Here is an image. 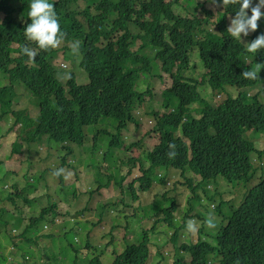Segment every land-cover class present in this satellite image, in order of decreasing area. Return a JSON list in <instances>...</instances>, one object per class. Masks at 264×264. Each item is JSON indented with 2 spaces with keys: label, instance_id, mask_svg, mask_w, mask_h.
Segmentation results:
<instances>
[{
  "label": "trees",
  "instance_id": "obj_1",
  "mask_svg": "<svg viewBox=\"0 0 264 264\" xmlns=\"http://www.w3.org/2000/svg\"><path fill=\"white\" fill-rule=\"evenodd\" d=\"M30 3L31 0H0V78L6 82L0 86V119L8 115L15 118L13 127H20L19 136L27 144L28 151L32 152L33 144L43 142L80 146L85 141L86 129L100 122H107L105 126L112 125L116 132L127 129L128 123L134 121L133 111L144 102L146 96L152 94L149 89L141 93L135 90L141 74L152 72L154 64L159 63L161 71L172 80L171 88L163 94L162 106L173 108L175 113L167 114L168 123L164 118H160L157 123L161 152H157L154 157L156 164L174 167L182 172L188 169L200 175L206 183L222 178L230 185H243L247 188L236 209L232 207L231 201L224 199L214 208V212L220 213L225 222L218 232L209 234L215 245L203 240L183 244L173 251L174 259L179 251H185L192 255L190 264H237V261L239 264H264V169L255 167L252 161V156L262 159L264 150L259 151L250 139V136L256 139L264 137V70L256 80L241 76L243 71L255 67L258 62L264 63V50L258 54L248 53L247 46L227 32L228 17L235 16L239 6L220 7L215 19V14L206 10L204 4H200L205 14L201 17L187 9L183 0L49 1L55 5L61 30L67 34L63 43L73 45L76 41L80 42L81 68L89 79L88 84L77 85L74 74L70 73V78L63 85L59 79L63 75L59 76V71L51 64L59 49L42 51L25 37L24 29L31 23L28 17ZM177 4L182 6L183 13L176 12L174 6ZM185 11L192 15L188 16ZM261 26H264V17L259 21L258 30L250 33L249 42L264 34ZM132 30H139L141 34H134ZM138 40L141 45L136 52L132 51L131 46ZM14 45H18V48H13ZM25 45L37 52L32 62L21 51ZM62 47L63 44L59 46ZM66 49L68 47L64 46L62 50ZM195 50L198 51L202 67L207 71L202 82L185 76L189 70L191 54ZM16 53L20 55L18 58L14 56ZM199 85L209 87L211 94L207 97L223 99L218 105H213L210 99L202 96ZM17 86L25 89L33 99L29 103L33 102L39 110L36 118L14 110L20 98ZM191 109H194L198 117L192 115ZM154 116L158 114L154 113ZM182 119L186 120L182 128L186 142L174 136ZM103 133H107V128L98 132L99 135ZM167 140L181 147L175 159L166 156ZM115 145L114 140L108 148ZM22 147L15 142L13 155L21 152ZM64 148L68 149L67 146ZM24 164V180L27 181L29 162L25 160ZM259 170L258 183L248 188L247 185L253 182ZM32 179L33 184L28 183V186L35 189L34 184L38 185L41 179ZM113 179L115 176L110 175L106 186ZM160 182L164 192L157 200L161 205L164 203V206L156 209L158 220L151 224V230L145 229L146 223L142 225L141 232H138L139 243L128 245L113 264H148L156 256L165 259L160 251L155 254L150 250L152 243L149 235L163 223H166L168 229L175 230L177 202L174 203V198L170 196L175 186L169 189L164 179ZM203 182H199L196 187L190 185L189 188L196 193ZM151 183L152 180L147 179L142 180L139 186L129 184L123 193L142 209L145 205L142 204L145 201L143 195L150 189ZM117 184L121 187V183ZM50 189V185H46V191ZM56 191L62 196L66 195L61 185ZM25 192L26 188L20 187V181H15L8 193V200L14 203L21 199L30 209L35 208L33 205L39 203V199L26 198ZM203 193L205 198L209 196L212 205L216 202V197L208 195L204 190ZM194 200L202 206L200 196L196 195ZM44 201L46 203L43 206L39 203L40 208L44 207L39 217L31 219L23 230L22 237L27 251L30 252L28 246L31 244L41 247V226L47 225L53 229L57 221H63L61 219L67 216L70 217V221H67H73L72 229H62L59 233L43 231L42 238L50 239L55 244L60 239L73 247L81 226L87 229V222H78V219H82L78 213L85 215L92 211L91 208L78 204L77 210L72 209L63 218L57 219L59 202L50 194L45 196ZM193 205L188 202V211L180 218L182 223L189 220L188 213L194 210ZM115 206L110 203L102 207L99 222L108 218ZM205 210L208 215L212 213L208 207ZM4 213L0 209V225L5 224L2 218ZM21 224L19 216L15 219V226L19 228ZM95 227L96 224H91V228ZM29 228H33L34 232L31 233ZM178 238L176 228L171 237L173 245ZM155 246L158 247L157 244ZM15 247L19 248L16 244ZM48 248H42L41 258L44 262L53 259V264H56L55 250L51 248L52 252ZM19 249L22 250V246ZM22 254V263L15 264L26 263L27 253L22 250ZM32 254L35 256L33 250ZM69 259L71 264H78L76 256ZM175 264L185 263L179 258Z\"/></svg>",
  "mask_w": 264,
  "mask_h": 264
},
{
  "label": "rangeland",
  "instance_id": "obj_2",
  "mask_svg": "<svg viewBox=\"0 0 264 264\" xmlns=\"http://www.w3.org/2000/svg\"><path fill=\"white\" fill-rule=\"evenodd\" d=\"M183 1L184 6L187 9L201 17L205 16V14L201 11L200 4H204L206 10H211V12L215 14V19L218 17L217 13L221 10L220 7L213 9L209 0ZM256 3L257 1L253 0V4L255 5ZM174 9L178 13H183L182 6L179 4L175 5ZM191 12L185 11V14L190 16L192 15ZM18 18L20 19L19 16ZM228 23L229 27L231 18L228 19ZM132 31L134 34H141L139 30ZM248 38L249 36L242 37L244 44L249 42ZM62 44L63 47L66 46L68 49L64 51L62 50L63 47H58L57 49H59V53H57L51 60V64L59 71V76L60 74L63 75L60 76V81L64 85L67 80L64 74L71 73L74 74L77 85L88 84V74L81 68L80 55H73L71 51L72 44H64L63 42ZM140 45L141 42L138 40L134 48H138ZM13 48L17 49L18 45H14ZM14 56L18 58L20 55L16 53ZM198 57V51L195 50L191 54L189 70L186 72L185 76L190 80L202 82L203 75L206 74L207 71L202 67ZM143 77L144 78L138 83L139 89L141 91L145 90L147 84L150 83L152 94L151 96H147L145 103H142L136 110V117L138 118L139 124L130 125L128 129L122 131L120 135L128 150H123L121 149V146H116L113 150L114 155L112 159L108 158L105 160L104 157L112 140L111 134H115V129L111 125L105 126L107 122H100L98 125L89 126L86 129V142L83 145H65L68 147V149H65L64 146L62 147V145L57 144L56 142H43L42 144H33L31 147L32 152H30L28 151V146L25 141H22L19 136L21 131L20 127H13L15 118L12 115H8L0 119V209L5 211L3 220L11 224L6 228L0 227V264L22 263V250L27 253L26 263L24 261V264H33L34 262H36V264L54 263L53 259L49 262H44L41 258L43 252L42 248L52 246L51 242L44 241L41 243L40 248L38 246H33L32 249H29L30 252L27 251L26 244L22 245V250L15 247V244L18 246L23 242L15 236L29 225L31 219L39 217L42 208H44L40 207L45 205L46 201H44V199L48 194L53 195L55 200L59 202L57 209L59 217L57 219L61 217L63 218V216L70 213L72 209L77 210L78 204H85L89 200H92L89 205V208H91L92 211L85 214V222H87L85 226L87 229L83 230L88 237L89 246L82 245L85 242V235L77 237L75 241L76 245L81 244L78 247V252L74 251V255L80 260V262L85 259L96 258L101 264H106L112 261L115 256L124 252L128 245L139 243L140 239L138 237V232H141L140 229L142 225L147 222L148 226L146 225L145 229H152L151 224L157 221L159 217L156 215V209L164 206V203L161 205L157 200L164 190L162 191L159 184H155L150 191L143 195V200L145 201H143L142 204L145 205L140 210L136 204L123 193V190L128 188L129 183H125V180L128 177H131L134 174L135 176L140 175L136 169L138 161H142L146 164V154L153 149V146L156 143L155 139L158 138V134L153 131L156 123L154 113L160 115L167 110V108L162 106L163 99L161 96L165 90L172 86V81L170 76L162 73L159 63H155L154 67H152V75H150V77H146V75ZM3 83L5 84L6 82L0 78V86ZM4 84L2 86H4ZM199 87L200 93H202L203 97L206 98L207 95L211 94L209 87H206L205 85H199ZM16 91L20 98L17 99L16 104L14 105V110L16 112H26L29 117L36 118L39 114V110L34 107L33 102H31V104L29 103V100L33 99L28 92L21 86H17ZM234 94L236 95L237 93L234 91ZM207 99H210L213 105H218V102H220L223 97L218 98L209 96ZM262 101L264 103V97H262ZM191 108H193V106H191ZM191 113L193 116L198 117L194 109H191ZM106 128L111 134L103 133L97 136L99 131L106 130ZM95 136H97L96 139H94ZM44 139L46 140V138ZM250 139L251 141H254L259 151L264 150V137L256 139L250 136ZM137 141H139L138 144L136 143ZM15 142L21 144L23 147L21 152L13 155L12 152ZM131 158L136 161H131ZM25 160L29 162L26 174L28 178L27 181L24 180ZM252 161L255 167L264 169V157L259 159L258 156H252ZM59 168L65 169V174L56 177L52 173ZM5 172H7V174L4 176ZM130 172H133L134 174L131 175ZM260 172V170L258 173L256 172L252 179L253 182H251L250 185H247L248 188H251L258 183ZM14 174L17 175L14 176ZM110 175L115 176L117 179L120 178V180L117 181V179H113L110 181L109 186H104L107 184ZM65 176L68 177L67 180L65 179ZM33 177L41 180L38 185L34 184L35 189H30L28 183L33 184ZM191 178H193L192 181ZM15 181H20V187L26 188L24 194L26 198H38L41 206L39 207V203L35 202L33 205L35 208L30 209V206L25 204L24 200L19 199L14 203L9 201L7 198L8 193L12 187V183H15ZM117 182L121 183V187L117 185ZM155 182L158 183V181ZM59 183L66 194L65 196H62L56 191L60 186ZM173 183L175 187L170 196L176 200L173 199L174 203L177 202V210L174 213V216L177 218L175 224L178 231L182 225L180 218L188 211V202L194 203V210H191L188 213L189 217L187 218L196 223L198 230L195 234H190L185 228L179 232V238L173 245L171 237L176 230L168 229L166 223H163L162 225L160 224L158 229L153 233L150 232L149 238L152 243L150 250L155 254L160 251L164 254L165 259L161 260L159 256H156L154 261L151 263L149 262L148 264H175L176 260L179 258H183L185 264H189L191 261V255L188 252L179 251L177 258L174 259L175 254L173 251L178 250L183 244H194L199 240L207 241L211 243V245H215L210 239L209 234H215L218 232L222 223L224 225L225 222H223L220 213L214 212V207H217L220 204V201L224 199L231 201L232 207L236 209L247 192L246 186L241 185V187H235L227 183L224 179L218 178L217 181H211L209 182V186L204 187L208 191V195L216 197V202L212 205L209 201V196L208 198H205L203 189L199 188L195 193L189 188L190 185L195 187L197 183V178H195L192 173L182 174L179 172L176 180L171 182V186L168 187L169 189L173 187ZM46 185H50L51 187L49 192L46 191ZM136 186H139V184ZM196 195L201 197L203 207L194 200ZM124 202L129 206H125ZM110 203L116 204L115 208L113 211H110L108 218L99 222L100 209ZM146 204L149 205L146 207ZM206 207L210 208L215 216V222L217 224L215 229H208L205 226V220L208 216L205 210ZM18 210H21L22 212L19 213L17 212ZM222 211L224 212L223 207ZM19 216L22 219V224L21 228L16 230L15 219ZM64 218L65 219H61L63 221H57V225L53 229H50V226L45 225L40 227V231L52 230L56 233H59L62 229L68 231L73 227L71 226L73 223L67 221L70 219L69 216ZM137 221L140 223V226H136ZM103 222L104 224H102ZM91 224H96L97 228H91ZM14 229L16 232H13ZM29 229L31 233L34 232L33 228ZM80 233H82V226L78 234ZM155 244H157L158 247H156ZM12 248L15 249V254L11 250ZM48 249L52 251L51 248ZM32 250L35 256L32 254ZM58 252H60L65 258L63 264H71L69 256L72 255V253L71 248L67 244H64V248H61L58 245Z\"/></svg>",
  "mask_w": 264,
  "mask_h": 264
},
{
  "label": "clouds",
  "instance_id": "obj_3",
  "mask_svg": "<svg viewBox=\"0 0 264 264\" xmlns=\"http://www.w3.org/2000/svg\"><path fill=\"white\" fill-rule=\"evenodd\" d=\"M209 3L213 7V9L219 8V7L225 8L229 5H238L239 6L238 11H236V15L235 16L231 15L228 17V19L231 18V23H230V26L227 28V32L230 34V36L232 38L240 41L241 43L244 42L242 37H248L249 36L248 40H250V33L256 32L258 30L259 21L261 20L262 17H264V10L262 11V9H264V0H258V2L254 6H253V0H209ZM29 9L30 10L28 11V17L30 18L31 23H28L27 27L24 29V34H25L26 39L32 43H35L40 50L45 51V52H48V51H51V50L58 48L62 44V42L65 40L67 34L61 30V25H60L58 14L56 12L55 5L52 3H49V0H31V3L29 5ZM249 10L251 11V15H249ZM261 28L264 29V26H261ZM136 43H137V41H135V43L131 46L132 51H135V52L139 48V47L134 48ZM245 44L244 45L247 46L246 50L248 53H252V54L260 53L261 50H264V34H260L256 39H254L251 42L245 43ZM73 45H74V47H73ZM73 45L71 48L73 55H79V53H80V42L76 41L73 43ZM21 51L24 55H26L29 58V62L34 61L36 56H37V52L27 45L23 46ZM80 60H81V58H80ZM80 65H81V62H80ZM62 66L65 67L64 65H62ZM61 70H66V69H61ZM262 70H264V63L258 62L255 65V67H253L249 70L243 71L241 76L245 79H248V80H256L259 78V74ZM64 75H65V78H70V74L65 73ZM144 75H146V77H150V75H152V72L142 73L138 83L144 78L143 77ZM138 83L135 87V90L141 93V90L138 87ZM146 89H149V91L151 93L150 83L147 84L145 90ZM166 91L167 90H165L164 92H166ZM164 92H163V94H164ZM148 96H151V95H148ZM146 97L144 99L143 104L146 101ZM161 97L163 98V95ZM136 110L133 111V113H132V115L134 117V121L129 122L128 127L130 125H138L139 124L138 118L136 117ZM169 113H175V110H173V108H168L165 112H163V114H160V115L158 114L157 117L154 116L156 118L155 119L156 123L154 125L153 131L158 134V138L155 139L156 143L154 144L153 149H151L146 154V164L143 163L142 161L137 160L138 166L136 167V169L138 170L140 175L135 176V174L133 172H130L131 175H133V174L134 175L131 177H128L125 180V183H129V184L135 183V185H137V184H140V182L142 180L151 179L152 185H151L150 189H148V191H150L155 186V184L162 185L160 182L161 179L165 180V184L168 185L167 187L171 186V182H174L176 180L179 172L182 174L192 173L194 175V177L197 178V183H196L195 187L197 185H199V182H203L202 177L200 175H197L188 169L185 172H182L181 170L174 168V167H166V166L161 165V164L157 165L155 160H154L156 153L161 152V149H159V146L161 144V137L158 133L159 130L157 129V123H158L160 118H164L165 121L168 123L169 118H168L167 114H169ZM185 123H186V120L182 119L181 122L176 127L177 129L174 133V136H175V138H182L186 142V139L183 137V134H182V128H183V125ZM128 127H127V129H128ZM127 129H125V130H127ZM125 130H122V131H125ZM122 131L121 132L115 131L114 135L107 131V134H111V136H112L111 142L115 140L116 145L114 147H110L107 149L106 153L104 154L105 160H107L108 158L109 159L113 158V155H114L113 150L115 149L116 146H121V149L128 150V148L126 147L125 143L122 141L121 136H120ZM98 135L99 134H97V136ZM97 136H95L94 139H96ZM85 142H86V134H85L84 143ZM136 143L138 144L139 141H137ZM35 144H37V143H35ZM60 145H62V147L65 146V144H60ZM73 145H76V144H73ZM166 145H167L166 156L169 159H175L179 155V151H180L181 147L176 145L174 142H170L169 140H167ZM131 161H136V160H133V158H131ZM162 173H163V175H162ZM6 174H7V172L4 173V176ZM52 174L56 177H60L61 175L65 174V169H63V168L56 169L53 171ZM16 175L17 174H14V176H16ZM65 179L67 180L68 177L65 176ZM115 179H117V178H115ZM119 180H120V178L117 179V181H119ZM192 180H193V178H191V181ZM155 181H158V183H156ZM209 184H210L209 182L208 183L203 182V185H201L199 188L203 189L208 194V191L204 187L209 186ZM104 186H106V185H104ZM173 186H175L174 183H173ZM100 189H99V191H100ZM10 191H11V189H10ZM99 191H98V193H99ZM148 191H145V192H148ZM91 202H92V200H89L88 202H86L83 205H85V208H86L87 206H89L91 204ZM135 204L137 207L139 206L138 203H135ZM94 208H96V207H94ZM214 208H216V207H214ZM78 214L82 217V219H78V221H81V220L85 221L86 216L83 215L81 212H79ZM3 216H4V214H3ZM71 222H73V221H71ZM102 224H104V222ZM8 225L10 226L11 224L5 221V224L0 225V227L6 228V227H8ZM146 225L148 226L147 222H146ZM184 225H185V227H184ZM136 226H140V223L138 221L136 223ZM205 226L208 229H215L217 227V224L215 222V216L213 213H209V215L206 217ZM20 228H21V226L19 228L16 227L15 229L19 230ZM176 228H177V226H176ZM176 228H175V230H176ZM185 228H186V231L190 234H195L198 230L196 223L192 220H189V221L187 220V222L185 224L182 223L180 230L178 232L184 230ZM15 229L13 230V232H16ZM83 230L84 229H82V233H80L78 237L85 235V242L82 245L89 246L88 237H87L85 231H83ZM146 230H148V228ZM42 233H43V231H40V236H41L40 241L42 243L44 241L51 242L52 246H49V247H51L55 250V255L57 257V263L56 264H63L62 263L63 255L60 252H58V245H59V247L64 248V244H67V243L58 239L57 240L58 243L55 244L50 239L42 238ZM22 235H23V231H20L15 236L19 240L23 241L22 243H20L18 245L19 248L22 246V244H26ZM36 238H34V240ZM76 239H77V237L75 238V241H76ZM80 245H76V243L73 245V247H70L68 245L71 248V253H72V255H70L69 258H73V256H75L74 251L78 252V247ZM33 246L34 245L31 244L28 247H29V249H32ZM11 250L13 251L14 254L16 253L14 248H12ZM183 252H185V251H183ZM118 256H115V258L112 259V261H110L106 264H113ZM181 259L184 262V259L183 258H181ZM191 260H192V255H191ZM92 262L94 264H101L96 258L85 259V260H82L81 262L79 260L78 264H91ZM190 263H191V261H190ZM237 264H239V261H237Z\"/></svg>",
  "mask_w": 264,
  "mask_h": 264
}]
</instances>
